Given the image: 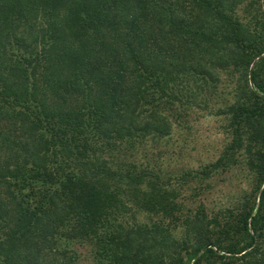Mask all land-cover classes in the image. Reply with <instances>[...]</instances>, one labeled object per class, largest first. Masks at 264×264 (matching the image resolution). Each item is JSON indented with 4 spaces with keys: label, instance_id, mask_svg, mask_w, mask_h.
<instances>
[{
    "label": "trees",
    "instance_id": "1",
    "mask_svg": "<svg viewBox=\"0 0 264 264\" xmlns=\"http://www.w3.org/2000/svg\"><path fill=\"white\" fill-rule=\"evenodd\" d=\"M263 9L0 0V264H75L85 241L99 264H264ZM223 73L233 101L217 113L233 141L211 165L243 150L254 178L225 227L176 200L191 172L174 187L130 159Z\"/></svg>",
    "mask_w": 264,
    "mask_h": 264
},
{
    "label": "rangeland",
    "instance_id": "2",
    "mask_svg": "<svg viewBox=\"0 0 264 264\" xmlns=\"http://www.w3.org/2000/svg\"><path fill=\"white\" fill-rule=\"evenodd\" d=\"M242 14L245 15V11ZM233 78L229 79L223 73V81L216 89L201 83L203 89L200 88V95L196 97L197 104H188L181 111L172 133L156 142L148 140L142 148L131 151L130 157L143 167L151 160L164 176L172 172L168 181L174 187L178 185L177 177L181 173L191 172L193 179L176 193V200L191 212L204 208L209 218H221L224 227L226 222H235L234 214L242 210L245 198L251 195L254 187V178L247 169V156L243 150L232 149L230 158L216 167L211 165L229 151L228 146L233 141L228 129L229 116L217 113L218 108L233 101ZM205 170L208 175L204 177L201 173ZM195 172L200 175L194 177ZM95 249L87 241L77 244L75 264H99L93 257Z\"/></svg>",
    "mask_w": 264,
    "mask_h": 264
}]
</instances>
